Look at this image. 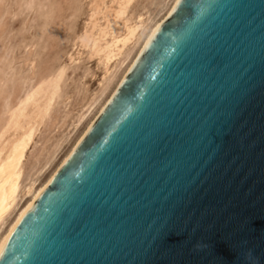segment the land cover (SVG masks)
Listing matches in <instances>:
<instances>
[{
	"label": "water",
	"instance_id": "1",
	"mask_svg": "<svg viewBox=\"0 0 264 264\" xmlns=\"http://www.w3.org/2000/svg\"><path fill=\"white\" fill-rule=\"evenodd\" d=\"M0 264H264V0H177Z\"/></svg>",
	"mask_w": 264,
	"mask_h": 264
},
{
	"label": "bare ground",
	"instance_id": "2",
	"mask_svg": "<svg viewBox=\"0 0 264 264\" xmlns=\"http://www.w3.org/2000/svg\"><path fill=\"white\" fill-rule=\"evenodd\" d=\"M131 2L90 0L86 22L72 41L77 48L68 55L67 62L44 68L21 88L14 90L12 83L5 91L0 90V243L38 193L63 167L131 69L148 37L169 15L177 0H160L152 11L134 12L129 11ZM82 56L95 58L96 65L101 67L95 87L82 95L84 97L79 103L77 101L74 111L63 118L61 124L54 118V130L61 127L58 133L38 138V132L51 114L67 65ZM32 63L33 60L27 57L26 65ZM68 98L69 94L63 95L62 104ZM40 140L41 146L34 151Z\"/></svg>",
	"mask_w": 264,
	"mask_h": 264
},
{
	"label": "rangeland",
	"instance_id": "3",
	"mask_svg": "<svg viewBox=\"0 0 264 264\" xmlns=\"http://www.w3.org/2000/svg\"><path fill=\"white\" fill-rule=\"evenodd\" d=\"M89 1L0 0V90L5 91L12 83L14 90L21 88L44 68L57 62H67L68 55L77 48L72 41L86 22ZM159 1L132 0L129 11H152ZM27 57L33 60L30 66L26 65ZM100 74L101 67L96 65L95 58L82 56L67 65L51 114L38 132V138L53 136L61 130L60 126L55 130L52 127L54 118H57V124H61L63 118L74 111L77 101L79 103L84 97L82 95L95 87ZM65 94H69V98L62 104ZM1 96L2 93L0 102Z\"/></svg>",
	"mask_w": 264,
	"mask_h": 264
}]
</instances>
